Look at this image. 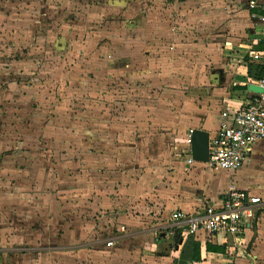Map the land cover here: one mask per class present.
Wrapping results in <instances>:
<instances>
[{
  "label": "rangeland",
  "instance_id": "rangeland-1",
  "mask_svg": "<svg viewBox=\"0 0 264 264\" xmlns=\"http://www.w3.org/2000/svg\"><path fill=\"white\" fill-rule=\"evenodd\" d=\"M225 2L233 9L230 21L246 0ZM219 5L222 0H0V249L25 247L26 235L43 243L40 229L47 228L48 241L59 242L57 220L94 226L95 215L113 211L100 205L102 195L122 198L116 211L135 216L162 213L177 189H189L181 156L203 106L205 72L203 41L194 40L210 37ZM37 136L55 141L43 145ZM92 147L89 161L99 172L87 174L90 186L54 191V170L69 174L67 159ZM13 149L26 151L16 156ZM172 163L179 186L154 170L160 164L170 171ZM214 177L228 176L218 170ZM32 226L40 227L27 234Z\"/></svg>",
  "mask_w": 264,
  "mask_h": 264
},
{
  "label": "crops",
  "instance_id": "crops-1",
  "mask_svg": "<svg viewBox=\"0 0 264 264\" xmlns=\"http://www.w3.org/2000/svg\"><path fill=\"white\" fill-rule=\"evenodd\" d=\"M225 1L222 0V5L218 6L217 23L213 24L215 29L209 34L210 37L194 40L203 41L204 95L201 111L195 113V119L189 130L202 129L208 131L210 137L224 125L231 124L234 114L248 100L260 93L251 89L252 86L257 87V81L261 79L249 75L246 59L259 64L257 56L264 52V25L257 19L262 12L264 0H256L259 7L255 9H251L249 0H246L243 7L237 12H232L235 15L230 21H228V13L233 9L226 6ZM46 137L48 136L38 137L37 141L43 145L55 141L51 136H49L50 140L45 139ZM94 138L95 135H90L87 143L92 142ZM59 141L61 140H56ZM255 146L250 159L241 169L233 173L221 170L227 172L228 177L224 180H214L215 172L218 170L212 171L204 162L197 161L193 167L186 166L188 168L186 175L188 179H192V185L191 182L183 180L189 189L185 187L177 189L178 195L171 199L162 213L133 216L128 212L124 215L116 211L118 206L125 205L122 198L116 195H111L110 198L102 195L100 205L109 207L113 211L110 213L106 211L100 216L95 215L92 219L94 226H90L88 222L79 224L73 222L74 224L71 225L70 219L57 220L59 242L48 241L47 238L51 236L49 228L40 229L42 231L40 236L42 239L45 238L43 243L36 244L35 241H30L32 236L26 235L25 240L22 241L25 247L3 246V249H0V264H52V254L57 256V264H174L175 260L181 258L184 247L186 249L185 243L188 238H193V241L199 245L200 258L195 261L189 260V256L193 254L191 250L188 260L185 262L182 260L183 264H264V174L261 175L264 173V143L257 149ZM23 151L26 149H18V151L13 149L9 152L17 156ZM33 152H42V150L31 153ZM95 154L96 150L92 147L88 151H78L74 157L67 159L72 161L73 169L71 167L70 173L65 175L60 170L59 172L54 170V178L50 183L54 182V184L51 188L60 192L63 189L70 191L90 186L91 182L87 174L90 175L94 173L93 171L99 172L89 161V156L93 158ZM95 157L101 155L97 154ZM181 158L185 161L183 155ZM158 165L159 167L154 170L164 173L160 176L165 177L166 172L175 179L173 186L180 185L177 181L182 180V176L177 173L178 168L174 163L171 170L176 168V171H169ZM20 169H24V166ZM45 170L43 179H48L52 173L49 168ZM253 175L260 177L255 179ZM67 179L74 180V185H67ZM230 186L261 197L263 200L255 206V218L245 231L218 232L199 237L186 236L183 233L186 226L172 219V213L176 209L193 213L204 208L207 203L219 204ZM27 201H33V198L28 197ZM39 227L32 226V230L27 231V234H35L34 231ZM12 236L15 237L10 235L11 239ZM109 241L112 245L108 244ZM209 245L219 250L208 249Z\"/></svg>",
  "mask_w": 264,
  "mask_h": 264
},
{
  "label": "built area",
  "instance_id": "built-area-1",
  "mask_svg": "<svg viewBox=\"0 0 264 264\" xmlns=\"http://www.w3.org/2000/svg\"><path fill=\"white\" fill-rule=\"evenodd\" d=\"M251 9L259 7L256 0H250ZM258 15V21L264 25V6ZM264 65V52L257 56ZM262 92L248 100L233 116L232 123L224 125L210 137V156L205 164L209 169L225 170L230 173L241 169L250 159V154L258 141L264 140V78L257 81ZM192 131L187 149L183 153L187 167H193L197 161L192 156ZM261 197L253 196L243 190L230 186L219 204L207 203L204 208L193 213L176 209L172 219L184 224L186 236L199 237L203 234L239 233L250 227L255 218V206L262 203ZM112 245V242H108Z\"/></svg>",
  "mask_w": 264,
  "mask_h": 264
},
{
  "label": "trees",
  "instance_id": "trees-1",
  "mask_svg": "<svg viewBox=\"0 0 264 264\" xmlns=\"http://www.w3.org/2000/svg\"><path fill=\"white\" fill-rule=\"evenodd\" d=\"M255 11V10H254ZM247 67H248V73L251 77L255 79H263L264 78V65L251 62L250 59H246ZM186 249L184 247V250L182 251L181 258L179 260H175L174 264H183L182 260H191L195 261L200 258V247L198 244H196L193 241V238H188V240L185 243ZM208 249L211 250H219L217 247H213L212 245L208 246ZM193 251V254L189 256V252ZM189 258L187 259V257Z\"/></svg>",
  "mask_w": 264,
  "mask_h": 264
},
{
  "label": "water",
  "instance_id": "water-1",
  "mask_svg": "<svg viewBox=\"0 0 264 264\" xmlns=\"http://www.w3.org/2000/svg\"><path fill=\"white\" fill-rule=\"evenodd\" d=\"M251 89L262 92L259 86H252ZM192 156L198 162H208L210 156V133L202 129L192 131Z\"/></svg>",
  "mask_w": 264,
  "mask_h": 264
}]
</instances>
